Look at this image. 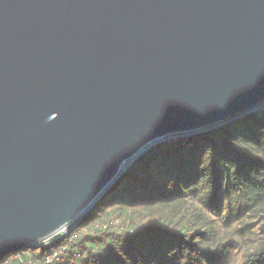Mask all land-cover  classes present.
I'll use <instances>...</instances> for the list:
<instances>
[{"label":"water","instance_id":"1","mask_svg":"<svg viewBox=\"0 0 264 264\" xmlns=\"http://www.w3.org/2000/svg\"><path fill=\"white\" fill-rule=\"evenodd\" d=\"M263 108L264 0H0V260L150 142Z\"/></svg>","mask_w":264,"mask_h":264},{"label":"trees","instance_id":"2","mask_svg":"<svg viewBox=\"0 0 264 264\" xmlns=\"http://www.w3.org/2000/svg\"><path fill=\"white\" fill-rule=\"evenodd\" d=\"M187 138L139 155L69 235L0 264H231L233 246L264 264V108Z\"/></svg>","mask_w":264,"mask_h":264},{"label":"rangeland","instance_id":"3","mask_svg":"<svg viewBox=\"0 0 264 264\" xmlns=\"http://www.w3.org/2000/svg\"><path fill=\"white\" fill-rule=\"evenodd\" d=\"M210 128H213V127H210ZM184 137H186V136L184 134H182V133H174V134H170V135H167V136L162 137V138H158V139L150 142L149 144L146 145V147L143 150L140 151V153L137 156H135L134 158H132L129 161H127V163L123 166V170H124L123 172L128 170V168L133 164L135 159H137V157L139 155H141L142 153L146 152L147 150H149V149H151L153 147L157 148L161 144L172 143V142L178 141V140H182V142H185L188 138L187 139H183ZM91 206H92V204L85 210V212L88 211ZM83 214H84V212L82 213L81 216L79 215V216L75 217L67 225H65L64 227L60 228V230L54 232L53 234H51L50 236H48V237H46L44 239H41L40 241L37 242L36 245H38V244H40V245L49 244L50 242H55L54 240H57L58 238L62 237L63 235H65V236L69 235L72 231H74V229L78 225H80V221L87 215L86 214L84 217H82ZM243 216H245V215H240L239 212H237L236 208H233L232 217L228 218L229 219V224H230V227H231L230 229H236V227L242 223V221H239V220ZM115 219H117V218H115ZM225 219H226V217H224V220ZM115 224L120 229H122L123 225H124L123 223H120L119 220L116 221ZM17 256L18 255H15V256H13V258H15ZM225 259H226V261L230 260L231 264L240 263L242 261V259H243V249L241 247L238 248V246L237 247L236 246L231 247L230 250H229L228 256Z\"/></svg>","mask_w":264,"mask_h":264},{"label":"built area","instance_id":"4","mask_svg":"<svg viewBox=\"0 0 264 264\" xmlns=\"http://www.w3.org/2000/svg\"><path fill=\"white\" fill-rule=\"evenodd\" d=\"M116 221H118V219H115V221L114 222H116ZM59 259V256H58V254H57V252L55 253V255H53L52 257H51V259L50 260H52V259ZM30 264H35L34 262H31Z\"/></svg>","mask_w":264,"mask_h":264},{"label":"bare ground","instance_id":"5","mask_svg":"<svg viewBox=\"0 0 264 264\" xmlns=\"http://www.w3.org/2000/svg\"><path fill=\"white\" fill-rule=\"evenodd\" d=\"M130 159H132V158H130ZM130 159H126V160L123 162V166H124V165L127 163V161H129ZM68 223H69V222H68ZM68 223H67V224H68ZM67 224H65V225H67ZM65 225H64V226H65ZM64 226H62V227H64ZM62 227H61V228H62ZM58 230H60V228H59ZM58 230H57V231H58Z\"/></svg>","mask_w":264,"mask_h":264}]
</instances>
